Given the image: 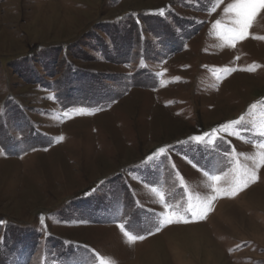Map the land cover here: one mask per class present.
Listing matches in <instances>:
<instances>
[{"label": "rangeland", "instance_id": "374dc122", "mask_svg": "<svg viewBox=\"0 0 264 264\" xmlns=\"http://www.w3.org/2000/svg\"><path fill=\"white\" fill-rule=\"evenodd\" d=\"M234 2L0 0V264H264V9L226 41Z\"/></svg>", "mask_w": 264, "mask_h": 264}, {"label": "snow or ice", "instance_id": "6c2138e0", "mask_svg": "<svg viewBox=\"0 0 264 264\" xmlns=\"http://www.w3.org/2000/svg\"><path fill=\"white\" fill-rule=\"evenodd\" d=\"M219 0H217V3ZM261 9H264V0H235L234 3H231L228 5V7L225 9L226 13H233L232 16V25L231 27H225L222 29V37L226 41H236L244 39L247 34L249 28L252 26L254 20L256 19L259 11ZM216 26L220 27L221 22L216 21ZM261 37H257V39H260ZM252 70V69H248ZM243 120V118H241ZM232 123H239V122H232ZM261 135H264V126H262ZM196 141H200L203 139V137L197 136L194 138ZM261 147H264V145H261ZM159 153H164L165 149L160 148L158 149ZM258 166H264V154H261L259 165ZM210 179L213 181H220L221 177L212 175L210 176ZM256 175L255 172L248 173V172H242L238 176H235L233 178L232 186L227 190L230 192L231 195H235L238 191L243 190V188H246L250 183L255 182ZM222 191L220 188H216L217 194H219ZM212 200L216 199L215 196L211 198ZM211 201H209L210 204ZM186 211H189L193 217H196L199 215L201 218H203L204 215H206L207 212V206H203L198 211L194 206L189 205V208L186 209ZM165 224L172 223V222H179V221H173L170 217L165 216L164 221ZM184 222H187L185 220ZM159 230V226H157V231ZM125 235H128L130 242H135L138 239H144L143 236L140 235H129L127 232Z\"/></svg>", "mask_w": 264, "mask_h": 264}]
</instances>
